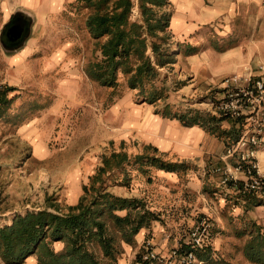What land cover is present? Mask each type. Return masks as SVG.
<instances>
[{
    "label": "rangeland",
    "instance_id": "374dc122",
    "mask_svg": "<svg viewBox=\"0 0 264 264\" xmlns=\"http://www.w3.org/2000/svg\"><path fill=\"white\" fill-rule=\"evenodd\" d=\"M188 1L171 0L167 8L173 14L169 31L174 63L158 67L159 75L144 88L131 89L123 74L115 88L102 87L88 76L89 65L102 59L101 42L90 34V11L78 0H0V32L18 10L34 23L22 50L8 53L0 45V90H7L12 99L0 111V226L10 225L18 214L45 208L50 197L63 207L76 205L103 158L126 152L130 164L109 173L107 185L118 196L139 199L158 217L147 228L159 224L185 240L200 219L210 217L216 252L208 248L211 253L203 264H260L250 261L245 250L259 232L264 236V199L248 198L223 185L217 171L227 142L232 143L223 133L233 122L215 109L223 79L219 75L230 64L213 50L231 46L222 42L229 26L236 38L262 36L264 10L260 28L252 30L241 14L231 19L226 12L229 0H198L190 12ZM134 2L132 19L141 22L139 0ZM214 9L219 11L213 14ZM246 15L252 17V10ZM179 23L194 30L176 37ZM261 51L264 54V48ZM148 53L153 57L151 49ZM140 107L169 121L178 120L175 115L187 122L216 115L221 119L218 131L206 132L214 139V149L218 142L224 144L220 160L210 155L205 171L195 159L183 161L184 170L173 176L149 166L141 172L140 155L177 161L144 144L140 131L128 125L131 112ZM125 176L128 184L122 185ZM60 245L55 244L57 251ZM0 264L8 263L0 257ZM23 264L38 261L31 256Z\"/></svg>",
    "mask_w": 264,
    "mask_h": 264
},
{
    "label": "trees",
    "instance_id": "16d2710c",
    "mask_svg": "<svg viewBox=\"0 0 264 264\" xmlns=\"http://www.w3.org/2000/svg\"><path fill=\"white\" fill-rule=\"evenodd\" d=\"M78 1L90 11L86 20L90 34L101 42L102 59L87 68L88 76L100 86L115 88L123 74L131 89L144 88L157 78L158 67L174 63L173 37L169 31L173 14L167 10L171 0H139L141 22L132 19L134 0ZM150 49L153 57L148 53ZM8 97L7 90H0V111L4 103L12 100ZM174 118L185 127L201 126L212 134L218 131L221 122L216 115L197 116L190 122L182 115ZM230 129L223 133L225 139L232 140L228 145L235 143L241 134L237 124ZM147 148L158 152L152 146ZM130 162L126 152L105 156L76 205L63 207L50 197L45 208L18 214L10 225L0 226L2 260L23 264L35 256L38 264H119L125 246L133 245L136 235L158 219L139 199L118 196L107 185L108 174L123 170ZM137 162L143 173L147 172L145 166L167 173H180L185 167V162L167 161L157 155H140ZM124 181L122 185H127L126 176ZM241 194L264 199V193ZM56 243H62L63 248L57 251ZM208 251H197V258L205 261ZM245 252L250 261L264 264V236L260 232L248 243Z\"/></svg>",
    "mask_w": 264,
    "mask_h": 264
},
{
    "label": "crops",
    "instance_id": "0c3cea01",
    "mask_svg": "<svg viewBox=\"0 0 264 264\" xmlns=\"http://www.w3.org/2000/svg\"><path fill=\"white\" fill-rule=\"evenodd\" d=\"M178 3H185L186 0H176ZM198 0L188 1V10L196 5ZM233 6L229 3L230 10L226 11L230 14L231 19L237 16V13L241 14V19L248 22V27L252 30L260 28V18L262 10H264V0H229ZM228 8V9H229ZM252 10V17L250 15ZM219 10H212L213 14H216ZM211 16L206 17L207 21H211ZM210 18V19H209ZM204 20V21H206ZM212 20H215L212 19ZM176 37L185 33L186 30H194L192 27L186 28L176 24ZM196 28V27H195ZM191 32V31H190ZM223 43H231L230 47L226 49L213 50V55L219 54L218 59L222 62L230 64V67L224 71V75L220 74L222 78L230 76L232 74L241 73L246 67H252L258 69L259 66L264 65V54H262L261 47L264 48V34L252 33L251 39L247 37L236 38L232 35L233 30L229 26L226 30ZM180 42V41H179ZM225 119V118H224ZM229 120V119H227ZM233 125L237 124L232 120ZM134 122L136 125H134ZM133 130H138L141 137L140 141L144 144H151L158 147L164 153L170 155V159H174L177 162L196 160L202 166V169L207 168L206 164L210 155L217 157L220 160V153L224 151V144L218 142L217 148L212 147L214 142L212 136L206 132L200 126L187 128L182 125L178 120L169 121L165 120L159 115H154L152 112L143 110V107L135 108L131 112L130 121L128 123ZM237 126H239L237 124ZM143 134H142V133ZM132 136V135H131ZM210 142V146L207 143ZM201 149V150H200ZM260 165L264 171V151H261L258 155ZM222 161V160H220ZM222 166L224 163H220ZM205 166V168H204ZM167 173V172H165ZM169 175H175L174 173H167ZM177 177V175H176ZM185 240L176 238L171 232H168L159 224L153 225L152 228H143L135 237V243L133 245H126L125 252L119 259V264H143L141 261V254L145 247V243H151L161 254H167L169 251L177 247L178 245H185ZM63 248V244L60 243Z\"/></svg>",
    "mask_w": 264,
    "mask_h": 264
},
{
    "label": "built area",
    "instance_id": "2783aa9c",
    "mask_svg": "<svg viewBox=\"0 0 264 264\" xmlns=\"http://www.w3.org/2000/svg\"><path fill=\"white\" fill-rule=\"evenodd\" d=\"M214 105L221 118L241 127L239 139L221 157L224 165L217 169L221 183L239 193H264V171L258 157L264 149V65L258 69L246 67L241 73L224 77ZM213 229L211 218L204 217L191 228L185 245L161 254L148 242L141 261L143 264H203L196 253L214 249Z\"/></svg>",
    "mask_w": 264,
    "mask_h": 264
},
{
    "label": "flooded vegetation",
    "instance_id": "af4514ba",
    "mask_svg": "<svg viewBox=\"0 0 264 264\" xmlns=\"http://www.w3.org/2000/svg\"><path fill=\"white\" fill-rule=\"evenodd\" d=\"M33 19L21 10L13 12L0 32V45L8 53L24 48L33 30Z\"/></svg>",
    "mask_w": 264,
    "mask_h": 264
}]
</instances>
